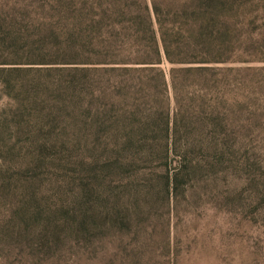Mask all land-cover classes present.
Segmentation results:
<instances>
[{
    "label": "rangeland",
    "instance_id": "1",
    "mask_svg": "<svg viewBox=\"0 0 264 264\" xmlns=\"http://www.w3.org/2000/svg\"><path fill=\"white\" fill-rule=\"evenodd\" d=\"M154 1L164 11L176 1L189 2ZM151 2L0 0V38H8L0 50L40 54L23 58L32 62L25 65L49 69L53 79L63 74V95L41 92L35 102L0 83V264H264V0L238 1L243 5L238 18L255 17L258 26L240 34L258 43L254 52L244 50L228 64L241 68L236 105L241 137L227 164L216 173L203 172L186 192L169 200L155 186L152 194L130 199L129 213L110 207L108 225L94 216L92 201L89 217L84 215L82 196L96 156V100L88 98L89 91L85 96L67 86L91 69L80 24L142 18L137 4ZM126 4L130 12L114 11ZM256 5L257 12H245ZM170 67L162 65L166 72ZM46 77L53 82L45 72ZM53 104L61 114L55 122L63 137L56 148L39 155L36 166V143L20 132L19 118L31 117L45 130Z\"/></svg>",
    "mask_w": 264,
    "mask_h": 264
},
{
    "label": "trees",
    "instance_id": "2",
    "mask_svg": "<svg viewBox=\"0 0 264 264\" xmlns=\"http://www.w3.org/2000/svg\"><path fill=\"white\" fill-rule=\"evenodd\" d=\"M238 1H176L164 11L152 0L150 6L137 4L142 18L81 22L79 34L90 48L84 56L91 69L82 70L77 82L69 79L67 86L85 96L89 91L88 98L96 100V156L82 196L84 215L89 217L92 201L94 216L108 225L110 207L129 213L130 199L152 194L155 186L169 200L186 192L203 172L216 173L234 155L241 137L236 113L241 68L228 64L244 50L254 52L258 43L240 34L258 26L255 17L238 18L243 11ZM129 8L126 4L114 11L125 14ZM258 8L244 10L253 14ZM7 39L0 38V45ZM35 55L40 54L0 50V83L17 90L22 100L35 102L50 90L63 95V74L53 79L49 69L25 65L32 62L23 58ZM164 63L171 65L167 72ZM45 72L53 82L44 78ZM50 114L45 130L33 125L31 117L19 118L20 132L36 143V166L39 155L56 148L63 137L56 130L55 120L61 119L56 104ZM122 222L129 225L124 218Z\"/></svg>",
    "mask_w": 264,
    "mask_h": 264
}]
</instances>
